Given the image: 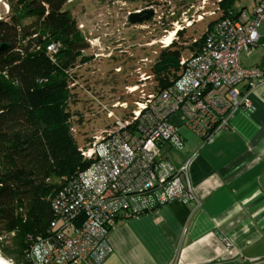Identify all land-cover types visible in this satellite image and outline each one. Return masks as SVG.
Here are the masks:
<instances>
[{
	"label": "built area",
	"instance_id": "1",
	"mask_svg": "<svg viewBox=\"0 0 264 264\" xmlns=\"http://www.w3.org/2000/svg\"><path fill=\"white\" fill-rule=\"evenodd\" d=\"M215 1V8L201 11L205 13L197 21L203 14H219L206 28L199 48L178 59L177 76L168 86L157 87L155 76L136 66V82L124 86L128 99L102 106L112 121L86 146L78 147L89 163L51 197L53 218L44 233L27 235L22 264H102L112 253L108 233L117 220L195 198L189 182L179 177L187 174L188 163L175 168L161 155V144L182 143L171 118L179 117L181 125L207 143L229 127L235 111L251 107L256 89L264 92V67L241 63L243 53L256 47L264 52V0L256 1L249 14L223 9L222 0ZM178 29L182 30L175 26ZM167 36L159 40L161 48L175 39L174 35L165 44ZM59 48L60 43L52 41L46 54L53 60ZM148 62L145 57L137 61ZM13 234L0 235V240Z\"/></svg>",
	"mask_w": 264,
	"mask_h": 264
},
{
	"label": "trees",
	"instance_id": "2",
	"mask_svg": "<svg viewBox=\"0 0 264 264\" xmlns=\"http://www.w3.org/2000/svg\"><path fill=\"white\" fill-rule=\"evenodd\" d=\"M18 3L22 13L0 19V43L8 44L0 50V235L14 233L8 236L11 248H1V255L22 264L27 235L44 233L53 218L51 197L89 162L78 151L66 109L67 70L87 59L81 55L84 38L63 8L65 0ZM219 5L235 12L232 0ZM23 17H30L31 23L22 25ZM204 35L192 43L191 52L199 48ZM52 41L60 43L53 60L46 54ZM166 58L177 63L179 54L170 48L161 50L152 67L159 88L177 76L170 79L163 74L177 68L174 64L157 70Z\"/></svg>",
	"mask_w": 264,
	"mask_h": 264
},
{
	"label": "crops",
	"instance_id": "3",
	"mask_svg": "<svg viewBox=\"0 0 264 264\" xmlns=\"http://www.w3.org/2000/svg\"><path fill=\"white\" fill-rule=\"evenodd\" d=\"M252 65L264 67V58L247 67ZM251 101L207 143L181 125L179 117L173 120L182 143L161 144V155L175 168L188 163L187 174L179 177L189 182L195 198L117 220L108 233L112 253L102 264L264 262L262 88Z\"/></svg>",
	"mask_w": 264,
	"mask_h": 264
},
{
	"label": "rangeland",
	"instance_id": "4",
	"mask_svg": "<svg viewBox=\"0 0 264 264\" xmlns=\"http://www.w3.org/2000/svg\"><path fill=\"white\" fill-rule=\"evenodd\" d=\"M255 1L232 0L231 8L235 12L243 11L249 14ZM65 2L63 8L75 20L77 30H80L85 38L83 40L87 44V49L84 53L92 59L83 65L77 62L72 69L67 70L69 71L67 83L73 86L69 87V101L66 109L70 113L69 124L74 130L71 131L72 136L80 147L86 146L93 134L112 121L101 111L102 106H109L117 100L128 99L124 93V86L136 82L137 75L133 72V68L139 66L142 71L154 75L152 67L159 58L161 50L164 49L159 43L163 35L173 31L175 26L182 28L178 30L179 34H175L174 44L167 48L177 52L179 58L187 57L191 53L193 40L199 39L219 14V12L215 16L203 14V19L197 21V16L205 13L201 11L215 8V0H206L203 9L199 8L202 0H153L151 2L146 0L133 2L74 0L70 6L66 0ZM145 6L155 10L152 18L142 23L131 24L127 19L128 11ZM22 12V6L19 5L18 0H0V19L8 20L10 16ZM31 21L30 17H23L21 24L28 25ZM188 23H191V26L186 27ZM150 42H153L152 45H147ZM259 48L256 47L249 54L241 55L243 66L247 67L256 61L261 62L264 54L258 50ZM123 50H125L124 53ZM93 52L103 55L95 57ZM109 52L111 55L107 57ZM144 57L150 62L144 65L137 63L139 58ZM117 66L122 67L124 73H115L113 69ZM178 70L174 67L168 68L163 74H167L171 79ZM175 118L176 116H173L171 121ZM10 246L11 238L8 236L0 240V255L1 248H11ZM6 260L15 264L14 259Z\"/></svg>",
	"mask_w": 264,
	"mask_h": 264
},
{
	"label": "water",
	"instance_id": "5",
	"mask_svg": "<svg viewBox=\"0 0 264 264\" xmlns=\"http://www.w3.org/2000/svg\"><path fill=\"white\" fill-rule=\"evenodd\" d=\"M153 15H154V12L152 10H147L144 12H132L128 17V21L131 24L142 23V22L152 18ZM7 46H8L7 43H0V50L5 49ZM165 61L167 64L171 63L177 67V63L174 62V60L166 58ZM162 68H163V66H158L157 70H161ZM258 264H264V262H261Z\"/></svg>",
	"mask_w": 264,
	"mask_h": 264
},
{
	"label": "flooded vegetation",
	"instance_id": "6",
	"mask_svg": "<svg viewBox=\"0 0 264 264\" xmlns=\"http://www.w3.org/2000/svg\"><path fill=\"white\" fill-rule=\"evenodd\" d=\"M67 1V3H68V5L70 6L71 5V3H73V1L74 0H66ZM129 1H136V0H129ZM148 2H151V1H148ZM66 3V2H65ZM152 10L153 12H155V10H153L152 8H150V6H145V7H143V8H141V9H138V10H136V9H133V10H131V11H128V13H127V19H128V17H129V15L132 13V12H144V11H147V10ZM80 31V30H79ZM83 36V35H82ZM85 39V38H84ZM87 45V44H86ZM87 49V46H85L83 49H81V55L82 56H84V57H86L87 59L84 61V62H79V63H81V64H79V65H83V64H85L89 59H91V58H88L87 56H86V54L84 53L85 52V50ZM97 50H98V48H97ZM124 51L125 50H123V53H124ZM126 53V52H125ZM108 54H110V52L108 53ZM108 54L106 55L107 57H108ZM93 55L95 56V57H98V56H101V55H103L102 53H97V52H93ZM130 57V56H129ZM112 59H116V57H112ZM92 60V59H91ZM160 64L161 65H159V66H164V64H167L166 63V61H164V62H160ZM171 63H169V65H170ZM116 68H119V70L118 71H116L115 69ZM113 71L115 72V73H124V70L122 69V67H120V66H117V67H115L114 69H113Z\"/></svg>",
	"mask_w": 264,
	"mask_h": 264
},
{
	"label": "bare ground",
	"instance_id": "7",
	"mask_svg": "<svg viewBox=\"0 0 264 264\" xmlns=\"http://www.w3.org/2000/svg\"><path fill=\"white\" fill-rule=\"evenodd\" d=\"M175 34H176V31H175V28H174L173 31L168 32V36H167V38L164 39V43L168 44ZM0 264H12V263L10 261L6 260L4 257H2L0 255Z\"/></svg>",
	"mask_w": 264,
	"mask_h": 264
}]
</instances>
